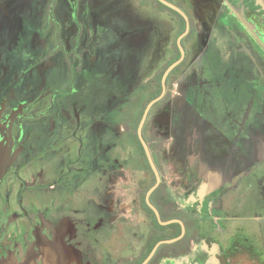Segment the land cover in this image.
<instances>
[{"label":"flooded vegetation","instance_id":"af4514ba","mask_svg":"<svg viewBox=\"0 0 264 264\" xmlns=\"http://www.w3.org/2000/svg\"><path fill=\"white\" fill-rule=\"evenodd\" d=\"M164 1L187 20L152 0L175 33L140 115L91 114L77 51L67 91L0 82V264H264V0Z\"/></svg>","mask_w":264,"mask_h":264},{"label":"rangeland","instance_id":"374dc122","mask_svg":"<svg viewBox=\"0 0 264 264\" xmlns=\"http://www.w3.org/2000/svg\"><path fill=\"white\" fill-rule=\"evenodd\" d=\"M53 2L0 0L2 86L13 80L11 85L18 95L31 89L32 100L47 85L51 91H67L71 76L63 51L72 57L77 51L84 54L82 69L102 90L91 114L111 116L113 123L121 122L120 117L125 115H140L142 101L151 96L156 68H162L171 56L175 32H171L170 16L159 14L152 0H143V9L141 0H55L51 12ZM141 10L144 27L139 23ZM156 41L162 44L163 56L153 69ZM78 61L74 60L75 65ZM63 63L65 70L61 71ZM5 70L6 77L2 76ZM183 83L180 80L177 85L181 87ZM175 92L179 93L178 88ZM59 113L55 111L51 116ZM166 132L162 129L161 135ZM165 144L168 161L171 147L167 141Z\"/></svg>","mask_w":264,"mask_h":264},{"label":"water","instance_id":"95a60500","mask_svg":"<svg viewBox=\"0 0 264 264\" xmlns=\"http://www.w3.org/2000/svg\"><path fill=\"white\" fill-rule=\"evenodd\" d=\"M159 1H160L162 4L166 5L167 7H169V8H171V9L176 10L177 12H179V13H180V14H181V15L187 20L185 14H184L183 12H181L179 9H177L176 7H174L173 5H171L170 3H168V2H166V1H164V0H159ZM184 35H186V33H185ZM184 35H183V36H184ZM183 36L179 38V40H178L179 43H180V40L183 38ZM179 63H180V61L174 63L173 65H171V66L167 69V71L165 72V74H164V76H163V80H162L163 84H165V81H166L168 75H169V74L175 69V67H176ZM163 94H164V93H163ZM163 94H162L161 97H159L158 99L152 101V102L149 104V106L147 107V109H146V111H145L144 119H143V121H142V123H141V125H140L139 132H141V128H142L143 122H144V120H145V117H146L148 111L150 110V108H151L155 103H157V102L162 98ZM142 143H143L144 149H145V151H146L147 157H148V159H149V161H150V163H151V166H152L153 170L155 171V173H156V175H157V178H158V181H159L158 173H157V170H156V168H155V166H154V164H153V162H152V159H151L150 153H149V151H148V148H147L146 144L143 142V140H142ZM45 264H60V263L58 262L57 257H56L55 255H51V256L47 257V259H46V261H45Z\"/></svg>","mask_w":264,"mask_h":264}]
</instances>
